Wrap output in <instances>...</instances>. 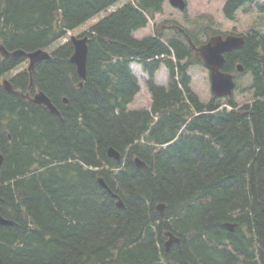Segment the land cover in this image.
<instances>
[{
	"label": "trees",
	"instance_id": "16d2710c",
	"mask_svg": "<svg viewBox=\"0 0 264 264\" xmlns=\"http://www.w3.org/2000/svg\"><path fill=\"white\" fill-rule=\"evenodd\" d=\"M120 1L0 0V44L52 55L32 75H13L24 57L0 53V78L10 74L31 95L43 91L61 113L0 83V204L15 222L0 224V264H264V34L250 30L225 54L224 71L251 74L252 99L203 102L188 72L202 63L195 36L165 20L137 38L164 0H126L85 31L80 87L72 42L54 44ZM224 1L230 20L246 4L264 12L258 0ZM133 62L147 73L151 110L129 107L141 89ZM162 64L166 86L155 81ZM167 231L181 240L170 248Z\"/></svg>",
	"mask_w": 264,
	"mask_h": 264
},
{
	"label": "rangeland",
	"instance_id": "374dc122",
	"mask_svg": "<svg viewBox=\"0 0 264 264\" xmlns=\"http://www.w3.org/2000/svg\"><path fill=\"white\" fill-rule=\"evenodd\" d=\"M264 3V0H258ZM223 0H186L185 11L173 6L170 0H166L164 11L156 14L153 22L158 24L163 20L177 21L181 26L186 28L193 34L198 43L205 42L208 39L206 29L215 30L224 34L245 35L250 30L256 29L264 34V12H261L256 4H246L237 13L235 20H229L223 13ZM88 22L87 24H91ZM86 24V25H87ZM155 24L150 22L149 26L138 33L136 36L141 37L154 34ZM78 33L81 30L77 31ZM172 35V32L168 33ZM28 66V61L23 63L22 67ZM133 69L139 77L141 91L136 96L131 108L141 109L150 108L152 104V96L148 91L145 81L146 77L141 70V66L133 63ZM188 72L192 77V90L199 96L203 102H209L213 98L211 91V79L209 70L203 64H195L190 66ZM156 81L167 84L168 71L163 66L156 74ZM252 82L250 73L238 75L237 85L233 92L232 98L242 106L252 99L253 92L249 90ZM1 83V81H0ZM222 102H226V98H220ZM225 106H227L225 104Z\"/></svg>",
	"mask_w": 264,
	"mask_h": 264
},
{
	"label": "water",
	"instance_id": "95a60500",
	"mask_svg": "<svg viewBox=\"0 0 264 264\" xmlns=\"http://www.w3.org/2000/svg\"><path fill=\"white\" fill-rule=\"evenodd\" d=\"M175 6H178L181 9L185 8V2L184 0H173L172 2ZM72 41L74 43V53L71 56V61L77 66V71L78 74L81 76V78L85 79L86 78V73H87V55H88V38L83 37V38H77L73 37ZM245 40L242 36H236V35H228L226 37H223L222 35H217L212 37L207 43L201 45L196 49L197 55L203 60L204 64L209 68L210 70V75H211V91L215 96L218 97H230L233 95V91L236 86V82L234 79L233 74L227 73L222 70L226 58H225V53L230 52L234 50L235 48H240L244 45ZM0 52L4 56H26L29 58V67L28 70L30 73L35 67V64L39 62L40 60L44 58H50L51 55L48 51L44 49H37L35 51H30L27 52L25 50H16V51H9L4 45H0ZM241 69L242 67L239 66ZM32 84V80H31ZM83 83L81 82V85ZM3 86L7 91L10 92H17L22 96H26L23 93L15 90L11 84V82L7 79L3 81ZM32 100L38 104H45L49 110L52 113L55 114H60L59 110L57 107L52 103L51 99L44 93V92H39L37 93ZM108 156L115 158L117 161H121L122 159V154L120 151H118L114 147H110L108 149ZM4 162V156L1 153L0 150V166ZM136 164L139 167H144L145 162L141 160L140 158L136 157L135 159ZM100 184L108 189L114 197L117 198V205L118 207H123L124 203L121 197L113 193L111 188L108 186L106 183L105 179L101 177L99 179ZM158 211L161 214H164V209H165V204H158L157 206ZM0 223L3 225L6 224H12V220H7L5 219L2 214H1V206H0ZM233 223H226V226L232 231L234 229ZM166 236L168 237L166 241V246L169 248L173 243H178L180 242V239L176 237L174 234L171 232H167Z\"/></svg>",
	"mask_w": 264,
	"mask_h": 264
},
{
	"label": "bare ground",
	"instance_id": "6f19581e",
	"mask_svg": "<svg viewBox=\"0 0 264 264\" xmlns=\"http://www.w3.org/2000/svg\"><path fill=\"white\" fill-rule=\"evenodd\" d=\"M181 241V240H180ZM170 248V247H169Z\"/></svg>",
	"mask_w": 264,
	"mask_h": 264
}]
</instances>
